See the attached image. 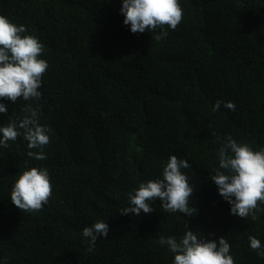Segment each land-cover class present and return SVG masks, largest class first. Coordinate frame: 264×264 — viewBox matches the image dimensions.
Listing matches in <instances>:
<instances>
[{
    "label": "trees",
    "instance_id": "1",
    "mask_svg": "<svg viewBox=\"0 0 264 264\" xmlns=\"http://www.w3.org/2000/svg\"><path fill=\"white\" fill-rule=\"evenodd\" d=\"M179 3L182 22L157 41L160 29L133 34L123 23L122 0H0V15L39 39L49 65L39 100H0V126L31 104L51 129L44 160L27 155L22 136L0 147V264H173L158 240L179 241L186 225L226 238L235 264H264L248 239L264 247V213L232 215L210 179L225 137L264 148V0ZM172 155L191 165L182 171L193 215L158 199L150 214H120ZM32 167L48 170L52 195L42 210L20 211L11 188ZM98 221L108 236L89 251L83 229Z\"/></svg>",
    "mask_w": 264,
    "mask_h": 264
},
{
    "label": "clouds",
    "instance_id": "2",
    "mask_svg": "<svg viewBox=\"0 0 264 264\" xmlns=\"http://www.w3.org/2000/svg\"><path fill=\"white\" fill-rule=\"evenodd\" d=\"M123 23L130 26L133 34L155 31L157 41L167 37V29L175 30L183 19V9L179 0H122ZM24 25L11 22L0 15V100H10L14 104L19 98L25 101L39 100L42 77L49 65L41 59L44 45L35 35L26 34ZM221 101H217L213 111H218ZM223 106L235 110L231 102ZM7 107L0 103V113H7ZM21 117L11 118L0 126V147L8 148L9 141L18 137L27 141L30 151L27 155L36 160H44V146L49 144L50 128L39 123L38 109L27 104ZM38 150V151H32ZM219 167L214 169L212 182L219 195L231 206L230 213L239 218L251 217L256 221L258 213H264V148L254 150L247 143H238L231 136L225 137L218 149ZM191 165L175 155L169 157L163 167L162 179L140 183L138 189L128 194L129 206L120 214L139 216L141 211H154L151 201L159 200L161 207L170 213L192 216L189 206L193 189L182 169ZM52 195V184L46 168L32 167L18 175L11 188V203L20 211L42 210ZM108 224L98 221L83 229V237L88 242V250L93 251L97 237H107ZM198 233V234H197ZM250 247L264 257V247L259 239L248 237ZM174 254L173 264H235L230 255L231 245L226 238L205 240L199 233L188 230L179 241L175 237L161 236L158 240Z\"/></svg>",
    "mask_w": 264,
    "mask_h": 264
}]
</instances>
